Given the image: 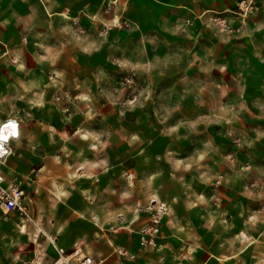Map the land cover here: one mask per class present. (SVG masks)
I'll return each mask as SVG.
<instances>
[{"label": "rangeland", "instance_id": "1", "mask_svg": "<svg viewBox=\"0 0 264 264\" xmlns=\"http://www.w3.org/2000/svg\"><path fill=\"white\" fill-rule=\"evenodd\" d=\"M100 13L108 20L80 13L37 37L0 39V123L65 128L53 142L43 135L41 152L64 143L80 158L71 150L90 143L86 153L126 175L123 189L137 176L136 209L155 196L133 247L104 264H264V0L147 34L115 20L117 10ZM218 37L248 38L251 49L216 67ZM77 128L89 134L73 136ZM25 203L27 216L0 211V264H52L57 247L104 258L105 238L60 245L54 217L39 213L41 191H27ZM155 215L158 232H144Z\"/></svg>", "mask_w": 264, "mask_h": 264}, {"label": "crops", "instance_id": "2", "mask_svg": "<svg viewBox=\"0 0 264 264\" xmlns=\"http://www.w3.org/2000/svg\"><path fill=\"white\" fill-rule=\"evenodd\" d=\"M238 1L0 0V39L10 40L25 34L30 36L32 33L33 37H37L43 33L48 23L71 22L80 13H85L94 21L101 19L105 22L108 19L100 12L105 11L107 7L118 11V15H112L115 20L133 24L142 34H147L160 28L170 30L175 24L182 23L194 15L199 16L203 12L228 10ZM192 30L189 28L187 33L191 34ZM245 34L248 36V33ZM222 41L224 40L220 37L211 40L213 45L209 52L214 57L212 62L216 67L228 60H231L232 65L237 64L236 55L242 50L251 49L248 46V38L240 43L225 41L226 44H223ZM206 61L208 62L209 58H206ZM14 120L20 123L22 136L13 145L14 154L8 157L11 159V167L3 171L5 157L0 159V170L8 183L21 181L27 191H41L48 205L44 210L39 208V213L54 217L51 220L54 222V234L59 237L60 245H65L66 248H75L77 245L89 247L90 240L105 238L104 258L99 264L116 260L118 248L131 249L133 244H130L129 240L136 239L148 218L149 204L156 201L152 193H145L150 195L151 203L146 202L143 209H136V198L133 194L141 192L138 190L140 186L137 176L132 174L128 186L123 189L126 175L111 174L112 168L118 166L110 167L103 155L96 158L94 154L86 153L92 145L87 142L79 144L77 150H71L72 153L76 152L77 156L82 155L80 158H75L71 153L66 154L64 143H61L55 155H46L41 152L42 136L45 135L53 142L55 134L64 136L65 128L54 129L55 132L46 127L28 130L18 119L5 120L0 126L12 123L16 127ZM85 133L89 134L88 129L77 128L73 136L81 134L84 137ZM7 176L13 179L8 180ZM133 189L137 190L134 192ZM28 194L29 198H32L29 192ZM123 236H127V241Z\"/></svg>", "mask_w": 264, "mask_h": 264}, {"label": "built area", "instance_id": "3", "mask_svg": "<svg viewBox=\"0 0 264 264\" xmlns=\"http://www.w3.org/2000/svg\"><path fill=\"white\" fill-rule=\"evenodd\" d=\"M14 122L16 127L14 128V132L10 133L9 142L6 144L8 153L5 159L14 154L13 145L22 136L20 123L17 120H14ZM0 163H2L1 160ZM25 198L26 190L23 183L21 181L8 183L6 176L0 170V210L5 215L17 214L19 216H27L28 209L24 203ZM159 223L160 217L155 215L152 219V226L144 232H158ZM142 244L146 245L147 242L143 240ZM56 252L57 257L52 264H99L98 260L86 248L76 247L73 251L66 252L65 249L57 247Z\"/></svg>", "mask_w": 264, "mask_h": 264}, {"label": "bare ground", "instance_id": "4", "mask_svg": "<svg viewBox=\"0 0 264 264\" xmlns=\"http://www.w3.org/2000/svg\"><path fill=\"white\" fill-rule=\"evenodd\" d=\"M14 128L12 123H4L0 126V159L7 156L6 144L9 142L10 133L14 132Z\"/></svg>", "mask_w": 264, "mask_h": 264}]
</instances>
